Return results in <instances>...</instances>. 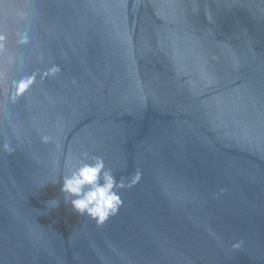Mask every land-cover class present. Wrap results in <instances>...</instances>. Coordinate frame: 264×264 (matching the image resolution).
I'll return each instance as SVG.
<instances>
[{
  "label": "water",
  "instance_id": "1",
  "mask_svg": "<svg viewBox=\"0 0 264 264\" xmlns=\"http://www.w3.org/2000/svg\"><path fill=\"white\" fill-rule=\"evenodd\" d=\"M0 264H264V0H0Z\"/></svg>",
  "mask_w": 264,
  "mask_h": 264
},
{
  "label": "clouds",
  "instance_id": "2",
  "mask_svg": "<svg viewBox=\"0 0 264 264\" xmlns=\"http://www.w3.org/2000/svg\"><path fill=\"white\" fill-rule=\"evenodd\" d=\"M24 85H21L23 88ZM7 145L5 148L7 150ZM139 174L132 183L138 182ZM56 181L53 182L55 184ZM122 181L118 182L111 170L106 168L101 157H90L87 152L81 153L79 166L69 169L62 176L60 191L64 194V201L70 203L72 209L81 216H87L97 224H103L110 216L115 215L122 200L117 188H123ZM51 207H58L59 201L53 199L48 202ZM239 248L240 244H234Z\"/></svg>",
  "mask_w": 264,
  "mask_h": 264
}]
</instances>
